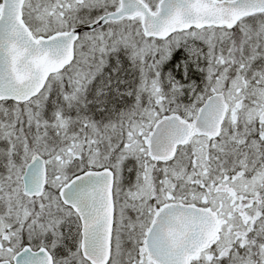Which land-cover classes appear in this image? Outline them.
I'll return each mask as SVG.
<instances>
[{
	"label": "snow or ice",
	"instance_id": "6c2138e0",
	"mask_svg": "<svg viewBox=\"0 0 264 264\" xmlns=\"http://www.w3.org/2000/svg\"><path fill=\"white\" fill-rule=\"evenodd\" d=\"M0 264H264V0H0Z\"/></svg>",
	"mask_w": 264,
	"mask_h": 264
}]
</instances>
